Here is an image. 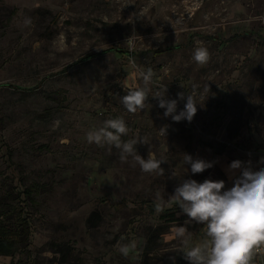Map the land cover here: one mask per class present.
Returning <instances> with one entry per match:
<instances>
[{"label":"rangeland","instance_id":"1","mask_svg":"<svg viewBox=\"0 0 264 264\" xmlns=\"http://www.w3.org/2000/svg\"><path fill=\"white\" fill-rule=\"evenodd\" d=\"M196 47L209 54L202 66ZM110 48L126 53H102ZM90 54L99 55L66 69ZM148 68L145 108L130 113L121 97ZM165 89L177 111L192 95L190 123L163 116L153 96ZM115 118L129 128L122 142L146 140L135 155L151 152L162 171L88 143ZM186 155L214 166L192 174ZM262 158L264 0H0V224L18 231L26 219L31 230L30 244L0 264H189L184 248L208 238L169 202L175 188L184 179L230 188L240 172L232 161L255 171ZM151 202L176 220L152 214ZM251 264H264V251Z\"/></svg>","mask_w":264,"mask_h":264},{"label":"clouds","instance_id":"2","mask_svg":"<svg viewBox=\"0 0 264 264\" xmlns=\"http://www.w3.org/2000/svg\"><path fill=\"white\" fill-rule=\"evenodd\" d=\"M208 58V51L203 47H196L191 57L198 66L204 65ZM140 75L143 86L134 85L121 97L124 108L130 113L143 110L149 97L153 70L148 68ZM179 95L182 99L183 93ZM153 97L158 98L159 107L165 109L163 116L171 117L174 122L186 120L190 123L197 113L191 94L180 111H177L176 99L166 98V89L163 95L158 92ZM161 130L166 131V128ZM128 132L129 128L123 118L107 119L102 127L87 133V141L101 147H116L120 150L122 161L133 156L144 173L162 171L161 164L164 161L156 159L151 152L147 159L135 155V145L147 143L146 140L122 142L121 137ZM186 163L190 165L192 174L202 173L214 166L211 161L194 159L191 155H186ZM261 163H264V158ZM229 169L240 170L230 188L225 187L226 182L222 179H205L203 182L184 179L169 198V202L186 215L185 224L196 222L204 225L206 229L205 235L208 239L203 247L186 246L182 251L189 264H251L254 252L264 251V167L254 171L251 167H245L241 160H234ZM157 211H160L159 205ZM184 233L183 226L177 229L178 237L183 238ZM118 251L127 256L129 246L121 245Z\"/></svg>","mask_w":264,"mask_h":264},{"label":"trees","instance_id":"3","mask_svg":"<svg viewBox=\"0 0 264 264\" xmlns=\"http://www.w3.org/2000/svg\"><path fill=\"white\" fill-rule=\"evenodd\" d=\"M240 35H243V34H240ZM213 40L219 41L218 38H214V37H213ZM180 48H182V46L171 47V48H167L166 50L170 51V50H175V49H180ZM111 51H115V52L120 53V54L126 53V51L119 49V48H110L103 53H107V52H111ZM158 52H161V51H158ZM97 55L98 54L87 55V56L81 58L80 60L72 63L66 69H68L69 67H73V66L77 65L78 63H82L84 61L92 59V58L96 57ZM29 200H30V197H29ZM31 201H32V199H31ZM157 206H158V204H156L155 202H151L148 206V209L150 210V212L152 214H154L156 212H164L165 213L164 217L166 219H169L171 221V223H173V221L176 220V216H175L174 211H173L174 208L165 210L163 207L159 206L160 211H157ZM91 221H92V218H91ZM30 235H31V230H30L28 220H26V219H19V230L18 231H13V230L9 229L8 227H6V225L0 224V256L13 257L21 249H23L24 247H27L30 244V241H29ZM60 252L64 256L67 255V253L64 251V248H62L60 250Z\"/></svg>","mask_w":264,"mask_h":264},{"label":"crops","instance_id":"4","mask_svg":"<svg viewBox=\"0 0 264 264\" xmlns=\"http://www.w3.org/2000/svg\"><path fill=\"white\" fill-rule=\"evenodd\" d=\"M215 38V37H214ZM210 39H212L213 40V37H210ZM178 46H181V45H178ZM174 47H176V46H174ZM108 50V49H107ZM106 50H104L103 52H105ZM102 52V53H103ZM111 52H115V51H111ZM108 53V52H107ZM117 53V52H116ZM118 54H120V53H118ZM99 55V54H98ZM87 56V55H86ZM74 63V62H73Z\"/></svg>","mask_w":264,"mask_h":264}]
</instances>
